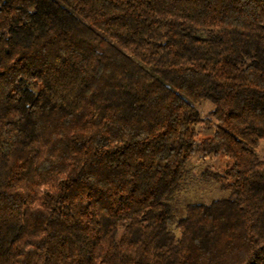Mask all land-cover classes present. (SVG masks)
Here are the masks:
<instances>
[{
    "label": "trees",
    "instance_id": "obj_1",
    "mask_svg": "<svg viewBox=\"0 0 264 264\" xmlns=\"http://www.w3.org/2000/svg\"><path fill=\"white\" fill-rule=\"evenodd\" d=\"M263 145L264 0H0V264H264Z\"/></svg>",
    "mask_w": 264,
    "mask_h": 264
},
{
    "label": "rangeland",
    "instance_id": "obj_2",
    "mask_svg": "<svg viewBox=\"0 0 264 264\" xmlns=\"http://www.w3.org/2000/svg\"><path fill=\"white\" fill-rule=\"evenodd\" d=\"M204 102H205L204 104L200 105V106H201V112H202V116H203V117H207V116H209L210 110H211L212 108H211V105H210L208 102H206V101H204ZM210 134H212L211 130H209V129L203 127V128L200 130V139H202V138H204L205 136L210 135ZM262 144H263V143H262ZM260 154H261V156H263V158H264V145H263L262 148H261ZM219 194H220V193H215L216 196H218Z\"/></svg>",
    "mask_w": 264,
    "mask_h": 264
}]
</instances>
